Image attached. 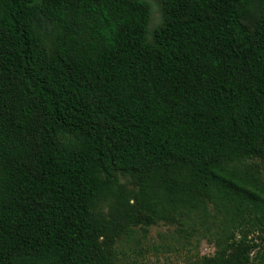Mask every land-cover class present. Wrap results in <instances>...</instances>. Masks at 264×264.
<instances>
[{"label":"trees","instance_id":"1","mask_svg":"<svg viewBox=\"0 0 264 264\" xmlns=\"http://www.w3.org/2000/svg\"><path fill=\"white\" fill-rule=\"evenodd\" d=\"M158 221L264 264V0H0V264Z\"/></svg>","mask_w":264,"mask_h":264},{"label":"rangeland","instance_id":"2","mask_svg":"<svg viewBox=\"0 0 264 264\" xmlns=\"http://www.w3.org/2000/svg\"><path fill=\"white\" fill-rule=\"evenodd\" d=\"M153 13L151 24L159 18L156 3L151 1ZM122 182L129 184L127 177L119 175ZM96 211L104 215L107 211L105 204L97 205ZM174 226L158 221L147 227L146 231L138 225L131 236L123 235L115 243L118 264H186L197 254H211L212 244L206 238L191 236L187 239L174 238ZM251 264H257L253 261Z\"/></svg>","mask_w":264,"mask_h":264}]
</instances>
